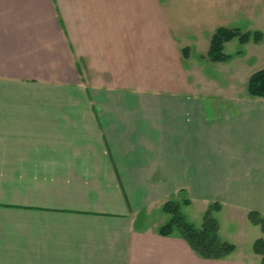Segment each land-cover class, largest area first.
Here are the masks:
<instances>
[{
  "label": "crops",
  "instance_id": "0c3cea01",
  "mask_svg": "<svg viewBox=\"0 0 264 264\" xmlns=\"http://www.w3.org/2000/svg\"><path fill=\"white\" fill-rule=\"evenodd\" d=\"M87 1L0 0V264H262L264 98L216 73L248 55L209 65L200 13L177 40ZM169 201L195 228L218 203L233 252L161 235Z\"/></svg>",
  "mask_w": 264,
  "mask_h": 264
},
{
  "label": "rangeland",
  "instance_id": "374dc122",
  "mask_svg": "<svg viewBox=\"0 0 264 264\" xmlns=\"http://www.w3.org/2000/svg\"><path fill=\"white\" fill-rule=\"evenodd\" d=\"M130 5H145L144 10L139 11V22L145 28L151 21H164L171 28L174 38L179 40L182 34L188 32L190 14L194 19L195 14H200L203 19L208 20L203 26L206 33L211 28L220 26L229 28H240L243 31L259 30L264 34V0H128ZM87 0H81V4L87 5ZM123 2V0H122ZM93 1L90 2V5ZM110 5H119L117 0L109 1ZM207 12V14H204ZM200 13V14H199ZM198 19V18H197ZM177 25L175 29L174 25ZM187 25V26H185ZM209 40V39H208ZM259 45L249 43L242 46L235 39L227 43L224 48L226 54L232 55L238 50H243L248 55L247 62L240 65L237 61L230 64L227 73H218V81L224 85L231 81L240 84L243 82L244 74L264 68V40ZM209 46V43H208ZM213 67L220 64H209ZM209 67L207 72L211 71ZM213 73V72H212ZM184 209V208H183ZM184 211V210H183ZM190 219V213L186 212ZM201 219L195 221L198 226Z\"/></svg>",
  "mask_w": 264,
  "mask_h": 264
},
{
  "label": "trees",
  "instance_id": "16d2710c",
  "mask_svg": "<svg viewBox=\"0 0 264 264\" xmlns=\"http://www.w3.org/2000/svg\"><path fill=\"white\" fill-rule=\"evenodd\" d=\"M235 39L242 46L249 42L257 44L264 40V34L259 30L243 31L240 28L218 27L211 36L208 51L203 58L214 64L226 63L231 59V55L224 52L225 45ZM247 93L250 97L264 98V69L257 70L250 75L247 82ZM182 204H187V202ZM180 207L181 204L174 201L164 204L163 212L170 215V220L160 228L161 235L168 236L174 229L177 230L196 254L207 259H222L233 252L234 246L221 241L218 236V222L212 214V211L220 208L218 203L210 205L198 228L185 220ZM249 219L253 224L261 226L264 232V217L257 213H250ZM253 251L261 256V263L264 264V240L262 238L254 242Z\"/></svg>",
  "mask_w": 264,
  "mask_h": 264
}]
</instances>
